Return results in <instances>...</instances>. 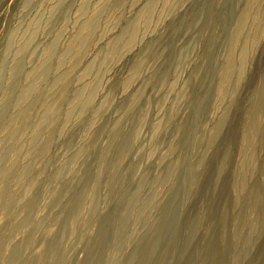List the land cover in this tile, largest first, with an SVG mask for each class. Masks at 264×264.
Returning a JSON list of instances; mask_svg holds the SVG:
<instances>
[{"label":"rangeland","instance_id":"rangeland-1","mask_svg":"<svg viewBox=\"0 0 264 264\" xmlns=\"http://www.w3.org/2000/svg\"><path fill=\"white\" fill-rule=\"evenodd\" d=\"M0 264H264V0H0Z\"/></svg>","mask_w":264,"mask_h":264}]
</instances>
